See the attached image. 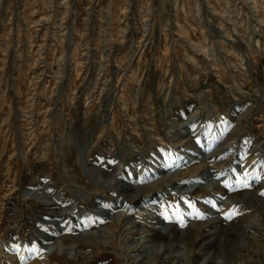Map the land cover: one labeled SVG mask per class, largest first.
Masks as SVG:
<instances>
[{
	"label": "rangeland",
	"instance_id": "1",
	"mask_svg": "<svg viewBox=\"0 0 264 264\" xmlns=\"http://www.w3.org/2000/svg\"><path fill=\"white\" fill-rule=\"evenodd\" d=\"M263 146L264 0H0V264H264ZM193 177L169 217L110 219Z\"/></svg>",
	"mask_w": 264,
	"mask_h": 264
},
{
	"label": "bare ground",
	"instance_id": "2",
	"mask_svg": "<svg viewBox=\"0 0 264 264\" xmlns=\"http://www.w3.org/2000/svg\"><path fill=\"white\" fill-rule=\"evenodd\" d=\"M26 13V12H25ZM138 29V28H137ZM24 57V56H23ZM32 70V69H31ZM156 86V85H155ZM186 128V127H185ZM178 130V129H177ZM186 130V129H185ZM182 132H184V131H182ZM187 132V131H186ZM185 132V133H186ZM176 133V132H175ZM136 135V133H134V136ZM153 136V135H152ZM202 140V139H201ZM152 141V140H151ZM206 142V141H205ZM65 143V142H64ZM208 143V142H207ZM133 144H135V143H133ZM228 144V143H227ZM195 146H196V144H194ZM230 145V144H229ZM229 145H227V146H225V148H223V150L224 149H226ZM67 146H68V149L67 148H65V149H67L66 150V154H65V157L63 158L64 160V162H65V164H66V166L68 167V166H70L71 167V170L69 171V169H67L68 171H69V177H70V179H71V181L72 182H83L82 180V178H83V176H84V174H83V170H85V172H89L90 171V168H88L87 167V165L85 164V162L83 161V160H77V159H79V157H78V153H76V152H74V150H73V147H72V143L71 142H69V140H68V144H67ZM66 146V147H67ZM131 146V145H130ZM133 146H135V145H133ZM140 146V145H139ZM142 146V145H141ZM137 147V146H136ZM181 147V149H186L184 146H180ZM258 148L259 147V145H250V148ZM131 148H134V147H131ZM210 148V147H209ZM194 150V149H193ZM251 151L250 149H246L245 151ZM176 151V150H175ZM179 151H181L182 152V150H179ZM136 152V151H135ZM187 152H189V151H187ZM191 152H194V151H191ZM180 153V152H179ZM190 153V152H189ZM199 153V152H198ZM137 154V153H136ZM135 154V155H136ZM138 154H140V153H138ZM188 154V153H187ZM195 154V153H194ZM192 154H190V156H191ZM200 155V154H199ZM173 156H175V155H173ZM181 156H183V152H182V155ZM180 156V157H181ZM189 156V155H188ZM180 157H179V160L177 159V162L175 163V162H173L174 164H172V167H178V169L179 168H181V167H183V163L185 162V161H183L184 160V157H183V159L181 158L180 159ZM262 157H263V161H264V146L262 147ZM191 158V157H190ZM193 158H194V156H193ZM82 159V158H81ZM154 159V158H153ZM161 160V159H160ZM165 159L163 158V160L162 161H160L159 163H158V166H156L155 168H153L151 171H148V173H146L145 175H144V177H145V179H146V181L148 182L149 181V184L150 183H152L153 181H151V180H153V179H156L157 181H159V180H165L167 177H169L170 175H172V174H176V173H178L179 172V170L178 171H174V172H172V173H170V172H168L167 170H169L170 168H171V165H170V162H172V161H169V162H167L166 160L164 161ZM189 160H191V159H189ZM133 162V161H132ZM155 162H158V160L157 161H155ZM152 166V165H151ZM149 168H146V170L145 171H147ZM171 170V169H170ZM144 171V172H145ZM138 172V171H137ZM136 172V173H137ZM68 173V172H67ZM90 173V172H89ZM205 173H207V171L206 170H204V172L202 173V175H200V176H206V174ZM133 174V173H132ZM138 174V173H137ZM136 174V176H140V173L137 175ZM134 175V174H133ZM199 177V176H198ZM192 178V179H190V178H188V180H186L183 184H181V185H175V186H171L170 184L169 185H167L166 186V188L165 189H163V190H157V191H155L153 194H148L146 197H144V199L143 200H139L138 202H136L135 204H132V203H129V204H125L124 206H123V208L122 207H120V206H118V204L117 205H115V206H113V207H115V209H114V211L112 212V215H111V217H110V219H112V220H115L121 213H123V212H125V210L127 211V209H134L135 207L136 208H139L140 210H142V212L143 213H145L146 215H148V216H150V217H153V219H156L157 217H159V216H161V217H169L168 215H169V212H170V203H171V201L172 200H174L175 198H176V193H175V190L177 189L180 193H182V192H186V193H188V192H194L196 189V183H195V181H197V180H199L200 178ZM158 178V179H157ZM231 177H229L228 178V176H227V173L226 172H222L221 171V174H220V178L218 179V181L216 182V184H219V183H221L222 181H224V180H228V179H230ZM133 179V178H132ZM207 179V178H206ZM96 181V180H95ZM151 181V182H150ZM229 181V180H228ZM134 183V182H133ZM130 184V183H129ZM168 184V183H167ZM211 184V183H210ZM210 184L208 183V185H207V187L206 188H208L209 186H210ZM140 185V184H139ZM91 187V186H90ZM137 188H138V184H135V185H125V186H122L121 188H120V190L122 191V192H127L128 190H131V189H133V191H137ZM199 188V187H198ZM136 189V190H135ZM30 194H31V196H33V197H35L36 196V193L35 192H32V191H30L29 192ZM47 198H44V199H41V202L43 203V204H45V205H47V204H52V202H54V201H56L57 202V200H58V196L57 195H52V194H50V195H48V196H46ZM35 198H37V196L35 197ZM57 199V200H56ZM60 199H62V198H60ZM185 203H183V205H184ZM76 207H77V204H76V201L75 200H73L72 201V203L70 204V209H76ZM106 207V206H105ZM105 207H100L99 208V210H100V212H101V210H103V209H105ZM179 208V207H178ZM98 209V208H97ZM96 209V210H97ZM110 209V208H109ZM112 209V210H113ZM139 209H137V210H139ZM181 210H182V208H181ZM179 211V212H177V220L176 221H173V223L172 222H163V223H160L159 224V222H157V221H152V225H158V226H160V229L159 230H155V228H154V230L156 231V233H155V237L158 239V240H161L162 238H164V237H171V236H175V235H182L183 234V230H181V229H179L178 228V226H180V224L179 223H182L181 221H183V217H184V215H185V212L184 211ZM184 210V209H183ZM52 210H50V212H51ZM178 211V210H177ZM127 212H129V210L127 211ZM130 212H132V211H130ZM184 214V215H183ZM110 216V215H109ZM78 221H76V223H77ZM79 222H81V223H77L76 225L74 224V223H72V222H70L69 220H64V221H62V223H61V227H64V228H67V229H74V228H80V229H76L77 231H82V232H86V227H84L83 226V221H79ZM151 222V221H150ZM66 229V230H67ZM85 234V233H84ZM48 249L49 250H51V246L49 245V247H48ZM72 250H74L75 252H79L80 250H79V248L77 247V246H74V248H71V249H69L68 251H72ZM70 252H68V253H70ZM12 253V251H10V254ZM48 253H50V251H48L47 249L46 250H44V252L42 253V256L43 255H46V254H48ZM9 254V253H8ZM13 254V253H12ZM19 255V254H18ZM16 256V255H15ZM42 256L41 257H39V258H42ZM21 261V260H20ZM10 264V263H9Z\"/></svg>",
	"mask_w": 264,
	"mask_h": 264
},
{
	"label": "water",
	"instance_id": "3",
	"mask_svg": "<svg viewBox=\"0 0 264 264\" xmlns=\"http://www.w3.org/2000/svg\"><path fill=\"white\" fill-rule=\"evenodd\" d=\"M209 173H211V172H209ZM213 174H214V176H216V178H215V180H217L218 179V176H219V173L218 172H212Z\"/></svg>",
	"mask_w": 264,
	"mask_h": 264
}]
</instances>
